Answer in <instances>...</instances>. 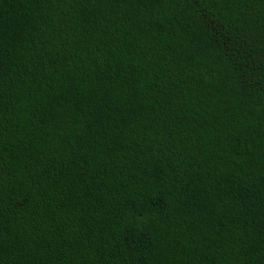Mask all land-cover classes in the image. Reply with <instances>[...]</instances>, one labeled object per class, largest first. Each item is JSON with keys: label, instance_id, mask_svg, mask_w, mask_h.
<instances>
[{"label": "trees", "instance_id": "obj_1", "mask_svg": "<svg viewBox=\"0 0 264 264\" xmlns=\"http://www.w3.org/2000/svg\"><path fill=\"white\" fill-rule=\"evenodd\" d=\"M0 264H264V0H0Z\"/></svg>", "mask_w": 264, "mask_h": 264}]
</instances>
